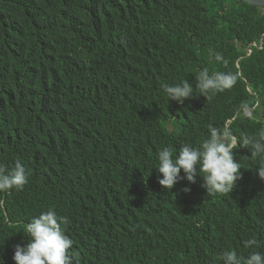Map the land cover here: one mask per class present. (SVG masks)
I'll return each mask as SVG.
<instances>
[{
    "label": "trees",
    "instance_id": "16d2710c",
    "mask_svg": "<svg viewBox=\"0 0 264 264\" xmlns=\"http://www.w3.org/2000/svg\"><path fill=\"white\" fill-rule=\"evenodd\" d=\"M263 35L264 11L238 0H0V165L27 174L0 192V264L49 209L67 217L78 264L264 253V165L241 146L264 130ZM204 68L235 82L207 99ZM185 80L193 96L169 101L164 85ZM209 125L238 141L234 188L207 193L183 170L160 185L158 151L199 147Z\"/></svg>",
    "mask_w": 264,
    "mask_h": 264
},
{
    "label": "clouds",
    "instance_id": "9594fccd",
    "mask_svg": "<svg viewBox=\"0 0 264 264\" xmlns=\"http://www.w3.org/2000/svg\"><path fill=\"white\" fill-rule=\"evenodd\" d=\"M216 61H222L220 54H215ZM236 77L229 73L216 72L210 74L204 68L196 75L195 89L207 99L210 94L231 88ZM164 93L169 101L175 100L183 104L185 99L193 96L194 87L187 80L174 85H164ZM251 112L249 111V114ZM248 114V115H249ZM237 139L228 129H218L209 125V136L199 147L184 144L177 155L170 146L161 148L157 153L159 173L158 182L167 189H172L181 179V171L185 178L195 183L197 176L203 178L207 193H227L234 188L235 182L242 178L240 163L234 159ZM241 146L250 149L251 157L257 158L264 165V130L257 136L242 138ZM259 176L264 179V167H259ZM27 183L25 166L17 162L10 171L0 165V192L22 189ZM185 187L184 192H190ZM67 217L59 216L54 209L34 216L27 223L28 242L15 245L13 260L15 264H78L71 252L73 241L66 235L63 225ZM257 245L255 239L245 241V247ZM222 264H264V253L251 252L247 257L238 256L235 251L223 254Z\"/></svg>",
    "mask_w": 264,
    "mask_h": 264
},
{
    "label": "water",
    "instance_id": "95a60500",
    "mask_svg": "<svg viewBox=\"0 0 264 264\" xmlns=\"http://www.w3.org/2000/svg\"><path fill=\"white\" fill-rule=\"evenodd\" d=\"M238 2H245V3L249 4V5L256 6V7L260 8L262 11H264V0H238ZM263 39H264V35H263V37L261 39L262 43H263Z\"/></svg>",
    "mask_w": 264,
    "mask_h": 264
},
{
    "label": "rangeland",
    "instance_id": "374dc122",
    "mask_svg": "<svg viewBox=\"0 0 264 264\" xmlns=\"http://www.w3.org/2000/svg\"><path fill=\"white\" fill-rule=\"evenodd\" d=\"M247 114H249V112L247 113ZM260 114H262V113H260ZM261 116V115H260ZM262 118H264V116H261Z\"/></svg>",
    "mask_w": 264,
    "mask_h": 264
}]
</instances>
